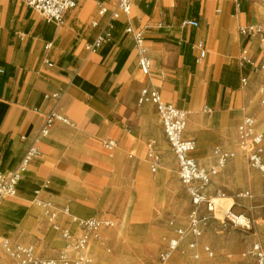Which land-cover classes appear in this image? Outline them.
Listing matches in <instances>:
<instances>
[{
  "label": "crops",
  "instance_id": "obj_1",
  "mask_svg": "<svg viewBox=\"0 0 264 264\" xmlns=\"http://www.w3.org/2000/svg\"><path fill=\"white\" fill-rule=\"evenodd\" d=\"M89 1L80 0L56 25L21 0H0V166L15 169L33 149L36 160L71 164L68 180L85 182L92 192L104 187L120 154L152 132L158 114L152 104L138 102L143 85L157 87L164 103L186 112L187 122L206 127L198 140L206 141V147L214 144L217 164L213 150L226 152L237 144L232 126L245 109L242 79L247 84L253 75L252 83H264V39L241 32L249 25H264V4L132 0L130 14L113 20L112 40L92 52L85 46L101 32L116 2L101 0L109 11L98 17L97 1L92 0L94 15ZM96 18L98 25L93 26ZM184 19L196 20L198 26H181ZM60 26L69 32L61 33ZM129 26L142 31L152 64L146 77L140 74ZM198 43L205 49L199 62ZM238 78L242 83L236 86ZM52 114L53 123L42 134ZM149 141L159 154L157 168L159 144ZM197 149L196 143L194 157L203 167Z\"/></svg>",
  "mask_w": 264,
  "mask_h": 264
},
{
  "label": "rangeland",
  "instance_id": "obj_2",
  "mask_svg": "<svg viewBox=\"0 0 264 264\" xmlns=\"http://www.w3.org/2000/svg\"><path fill=\"white\" fill-rule=\"evenodd\" d=\"M89 2V11L94 15L95 3ZM59 31L64 34L69 29L60 26ZM247 80V84L241 82L245 109L234 121L233 132L235 134L245 114H249L255 120L257 132L263 135L264 146V108L259 102L261 84L252 83L253 75ZM241 83L238 78L236 86ZM205 128L199 123L191 124L188 119L186 137L196 140V156L203 168L209 170L215 166L217 169L211 175L208 190L217 197L220 206L216 207V218L204 207L200 208L199 215L205 216L207 223L202 234L195 238L198 245L193 250L188 245L192 236L180 235L176 230L188 226L192 204L179 180L161 122L155 115L152 132L133 140L117 159L109 183L94 192L85 182L65 177L71 164L60 161L55 166L43 157L36 160L32 155L15 196L0 204V264L11 260L2 246L4 240L33 244L35 255L43 259H57L62 254L70 262L74 261L80 256L75 241L83 234L77 220L91 218L109 224H101L97 232L90 234L86 249L90 264H256L250 249L254 243L264 249L262 177L248 168L235 142L226 150L235 158H229L223 166L217 165L211 153L214 144L206 147L202 145L206 141L198 140L197 134ZM149 138L156 139L161 154V162L154 171L147 156ZM246 187L251 189L252 198L241 195ZM220 195L223 196L218 197ZM229 207L234 213L250 218L249 230L225 224L222 217ZM50 212L56 213L58 228L54 227ZM61 228H69L70 238L62 236ZM171 239H177V246L169 258L162 261L160 253ZM203 244L210 245L212 257L204 253ZM193 253L198 254L197 257Z\"/></svg>",
  "mask_w": 264,
  "mask_h": 264
},
{
  "label": "built area",
  "instance_id": "obj_3",
  "mask_svg": "<svg viewBox=\"0 0 264 264\" xmlns=\"http://www.w3.org/2000/svg\"><path fill=\"white\" fill-rule=\"evenodd\" d=\"M31 8L35 9L41 16L48 22L56 25H61L64 21V15L67 10L76 8L80 0H21ZM97 1V16L102 17L108 11V7L101 0ZM264 4V0H259ZM116 4L110 11V16L103 29L94 38V40L88 43L85 48L89 51H96L100 49L104 44L110 42L113 37V20L118 18L120 14L128 16L131 12L132 0H115ZM93 26L98 25V18L94 19ZM181 26H198V21L191 19H184L181 21ZM128 33L133 35L137 46L138 53V65L140 74L144 77L148 76L151 72L152 64L147 55L146 48L143 46L142 31L134 30L131 26L126 28ZM242 33H256L260 34L264 39V25H249L241 28ZM198 54L196 61H201L205 56V49L200 43L197 45ZM0 72L2 70L0 69ZM242 82H246V78L242 79ZM138 102L152 104L158 117L160 119L163 133L168 144V148L174 156L179 180L186 190L192 208L189 212V223L186 229L178 228L177 233L183 235L184 233L192 236L191 241L188 242L189 247L193 250L197 245L195 238L199 237L207 223L205 216L199 215L200 208L204 207L206 211L212 217L216 218V207L220 206L216 196H212L207 191L208 183L211 175L217 172L215 166L209 170L198 165L194 157L196 150V143L191 138L184 136L187 114L185 111L176 108L173 105L166 104L162 101L160 91L157 87L151 85H143L138 95ZM260 105L264 108V83L261 85ZM52 114L45 120L44 127L41 133L45 132L51 127L53 123ZM237 143L242 150V159L246 165L253 171H256L262 177L261 192L263 194L264 207V146L263 135L257 132V126L253 116L247 115L243 119V122L237 126ZM148 157L151 162V169H156V164L159 160V154L154 148V143L149 141L147 143ZM213 152L217 157V165L223 166L229 159L230 155L227 152L216 147ZM33 155V149L24 154L20 164L12 170H5L0 166V203L9 197H13L16 194L17 187L23 171ZM251 189L246 187L241 195L246 198H252ZM222 194V193H221ZM219 195V193H218ZM220 195L218 197H221ZM50 218L53 220V225L58 228L56 223V213L50 212ZM225 224L237 227L242 230H249L251 228L250 218L234 213L229 207L222 217ZM76 221V220H75ZM78 224L83 228V234L75 241V248L80 252V256L74 261L70 260L65 255H60L57 259H43L35 255V249L33 244H26L22 242L10 243L4 240L2 246L5 252L11 257V260L2 262L1 264H90V259L86 256V249L90 241V234L99 230L101 224L108 225L109 222L97 220V219H82L77 220ZM61 234L64 238H70L69 228H61ZM177 239L169 240L165 249L160 253V258L165 261L169 258L172 251L177 246ZM204 253L212 257L213 250L210 245L203 244ZM250 253L254 257L256 264H264V249L259 243H254L251 246ZM197 257L198 254H194Z\"/></svg>",
  "mask_w": 264,
  "mask_h": 264
},
{
  "label": "bare ground",
  "instance_id": "obj_4",
  "mask_svg": "<svg viewBox=\"0 0 264 264\" xmlns=\"http://www.w3.org/2000/svg\"><path fill=\"white\" fill-rule=\"evenodd\" d=\"M1 204V203H0Z\"/></svg>",
  "mask_w": 264,
  "mask_h": 264
}]
</instances>
